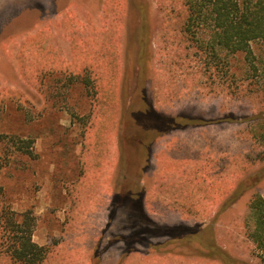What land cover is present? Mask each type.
Instances as JSON below:
<instances>
[{
	"label": "rangeland",
	"instance_id": "1",
	"mask_svg": "<svg viewBox=\"0 0 264 264\" xmlns=\"http://www.w3.org/2000/svg\"><path fill=\"white\" fill-rule=\"evenodd\" d=\"M76 2L0 0V53L10 39L41 43L60 13L67 24L58 30L72 42L68 57L56 62L66 68L43 74L39 84L20 82L16 46L0 61V133L33 138L35 154L13 160L1 174L3 199L16 212L30 210L35 216L32 239L50 247L41 264H207L167 253L168 246L151 247L165 238L166 227L183 224H211L217 244L258 264L243 224L252 194L264 195V160L251 159L260 150L248 132L252 125L243 118L264 116V97L250 93L247 82L234 93L223 89L218 77L226 70L224 61L230 71L244 70L242 56L224 60L223 51L220 62L195 49L183 31L182 0H88L86 19ZM138 29L146 35V62L139 63L135 42L128 67L125 48L138 37ZM40 54L35 65L47 61L42 50ZM85 68L94 79L93 95L81 82L69 83L70 74H82ZM258 81L264 89V64ZM139 93L157 117L177 112L214 123L157 136L151 149L158 157L143 165L140 138L150 124L162 121L134 118ZM121 148L125 163L132 167L139 162L141 174L126 173L119 162ZM209 167L213 175L206 187L202 172ZM245 178L256 183L238 200L220 207V192L211 202L212 185L222 182L226 190ZM130 195L141 200L140 206ZM191 204H197L199 214ZM170 245L173 252L180 250ZM0 264L11 263L0 256Z\"/></svg>",
	"mask_w": 264,
	"mask_h": 264
},
{
	"label": "trees",
	"instance_id": "2",
	"mask_svg": "<svg viewBox=\"0 0 264 264\" xmlns=\"http://www.w3.org/2000/svg\"><path fill=\"white\" fill-rule=\"evenodd\" d=\"M182 3L186 12L183 31L189 39L193 40L195 49L204 51L208 57L215 58L220 62L223 51L224 60L231 56L233 59H236V56H242V62L245 63L244 70L239 68L230 71V63L228 61L222 63L226 70L222 74L223 76H218L219 85L223 89L230 87L234 93L238 84L247 82L250 93L257 91L261 97H264V89L258 81L260 66L264 64V0H182ZM203 34H206V37ZM256 46L259 47V52L254 51ZM68 79L69 83L81 82L86 88L87 95L96 93L94 79L87 73L70 74ZM143 96L139 93L135 99V107L132 108L134 118L138 119L140 116L147 115L149 119H154V116L157 117L154 115V108L150 103H147ZM134 109H137L139 114ZM160 118L163 124L158 126L165 129L159 131L155 125L150 124L152 127L144 129L137 146L142 151L139 162H142L143 165L149 163L154 155L158 157V151H155V154L154 152L150 154L148 151V148L153 147L152 141L155 142L157 136L166 131H181L189 127L210 126L214 123V120L191 117L177 112L174 115L170 114L168 117ZM244 120L249 121V125H252L248 128V132L260 150L251 159L254 161L264 160V116L257 114L254 117L243 118ZM33 144L34 139L31 137L0 133V177L13 160L23 156L34 157ZM121 151L119 162L126 173L141 174L142 170L137 169L139 162L132 167L131 164H126L123 148ZM210 170L209 167L208 171L202 172L204 180L207 182L206 187L212 180L213 174L210 175ZM221 179H226V176ZM255 183L256 181L251 182L245 178L244 181L240 180L226 190H224L226 186L222 185V182L209 183V185L214 184L212 185L214 193L211 202L216 203L215 196L220 192L221 194L224 192L220 207L235 202L240 195L253 189ZM218 185L222 186L223 191L217 189ZM3 195V186L0 183V256L5 257L11 264H41L50 253V247L49 245H39L32 240L36 226L35 216L30 210L16 212L8 202L4 201ZM130 199L135 206L138 205L134 195H130ZM191 205L193 206L191 210H194L195 215L199 214L197 204ZM203 211L201 216L204 217L207 215V211ZM219 212L218 208L213 218ZM110 218L112 220L113 217ZM243 225L244 235L251 244V255L256 258L258 264H264V195L259 192H254L249 200L248 213L244 218ZM166 231L164 239L151 243L153 249L160 250V247L168 246L167 253L186 259H201L207 264L214 262L217 264H251L247 260L237 258L217 244L215 230L211 224L204 226L183 224L175 228L166 227ZM173 243L180 250L173 252L174 248L170 245ZM94 259L97 260V257L95 256Z\"/></svg>",
	"mask_w": 264,
	"mask_h": 264
},
{
	"label": "crops",
	"instance_id": "3",
	"mask_svg": "<svg viewBox=\"0 0 264 264\" xmlns=\"http://www.w3.org/2000/svg\"><path fill=\"white\" fill-rule=\"evenodd\" d=\"M74 1V0H72ZM80 1V2H79ZM88 4V0H77L76 3H79L81 7L79 8V14L81 18L86 19V6ZM98 8V6H97ZM85 19L82 22V30L85 24ZM97 20V19H96ZM44 25L47 24V22L43 23ZM67 24V19H65L64 13H60V18L56 19L55 22H51L49 25L52 27L51 30L49 31V35H46L43 37L41 43L39 41L33 43L30 45L27 43V40H20V43H18V39L12 40L10 39L8 42V47L7 49H4L3 52L0 53V61L2 59H7L8 56V50H15L12 49V47L16 46V50H18V56L19 57V67H20V82L24 84H30L31 82L38 83L39 84V77L42 79L43 74L45 73H51L60 70V67L66 68L64 65H56L57 61H62L64 60V57L69 55L71 52L72 48V42H71V37L69 35V39L66 38L65 34L62 31H59V28L65 27ZM89 24V23H88ZM92 24V21L90 22ZM98 25L101 24V21L97 23ZM71 26V25H70ZM70 34V31H69ZM22 35V33L20 34ZM3 38V37H2ZM0 38V40H2ZM51 41L53 44L51 46H47L46 42ZM45 43V44H44ZM19 44V46H17ZM40 50L43 52V56H48L47 61H41L40 63L43 66H40L37 62L38 65H35V58L36 56L38 57L39 53V58L41 56ZM12 55V54H11ZM9 55V57H11ZM14 56V55H13ZM17 57H14L13 59H16ZM118 66H122V64H118ZM117 66V70H118ZM122 68V67H121ZM86 69V68H85ZM63 73H69L70 71L68 70H61ZM122 72V69H121ZM73 73V72H72ZM73 74H78V73H73ZM31 77V78H30ZM40 79V80H41ZM42 81V80H41ZM28 87V86H27ZM38 87L35 89L37 90ZM29 90H33L34 87H28ZM24 90V89H23ZM27 92L26 90H24ZM28 95V94H27ZM33 240V239H32ZM35 242V241H34ZM132 249V248H130ZM132 251V250H131Z\"/></svg>",
	"mask_w": 264,
	"mask_h": 264
},
{
	"label": "flooded vegetation",
	"instance_id": "4",
	"mask_svg": "<svg viewBox=\"0 0 264 264\" xmlns=\"http://www.w3.org/2000/svg\"><path fill=\"white\" fill-rule=\"evenodd\" d=\"M139 30V32H138V37H136V39H134L133 40V42H132V45H129V46H127L126 45V48H125V50H126V54H125V56H124V63L126 64V66H130V56H131V51H132V47H133V44H135V42H136V44H138L139 45V49H140V53H139V56H138V61H139V63L141 64V65H143L145 62H146V52H145V50H146V48H145V46H146V35H145V32L143 31L142 32V30L141 29H138ZM124 50V49H123ZM126 57V58H125ZM126 61V62H125ZM128 63V64H127ZM88 71H90V70H85L84 71V73H87L88 74ZM122 74H123V70H122ZM88 76H90V74H88ZM91 77V76H90ZM122 78H123V76H122ZM152 105V104H151ZM152 107H153V105H152ZM154 115H156V114H154ZM154 119L156 120V119H161L160 117H155L154 116ZM161 124H163V123H161ZM153 125H155V127L159 130V131H163L165 128H161L160 126H158L156 123H154ZM154 141H152V144L151 145H154ZM153 148V147H152ZM148 151H149V153L150 154H153V149H151V147L150 148H148ZM135 197V196H134ZM136 201H137V203H138V206H140V202H141V200L139 199V198H136L135 199ZM106 230H104L103 232H105ZM113 242H116L115 240L113 241ZM112 243V242H111ZM128 251H131V249L129 248V250Z\"/></svg>",
	"mask_w": 264,
	"mask_h": 264
}]
</instances>
